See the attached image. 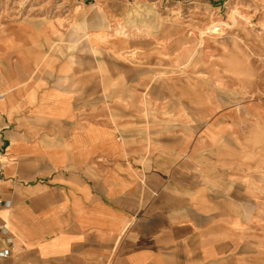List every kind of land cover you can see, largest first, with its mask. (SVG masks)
I'll list each match as a JSON object with an SVG mask.
<instances>
[{
    "label": "crops",
    "instance_id": "obj_1",
    "mask_svg": "<svg viewBox=\"0 0 264 264\" xmlns=\"http://www.w3.org/2000/svg\"><path fill=\"white\" fill-rule=\"evenodd\" d=\"M80 2L75 19L3 40L0 264H239L250 196L223 154L228 127L157 113L178 120L154 129L117 108L138 102L117 94L137 80L121 56L147 58L169 31L133 26L144 3Z\"/></svg>",
    "mask_w": 264,
    "mask_h": 264
},
{
    "label": "rangeland",
    "instance_id": "obj_2",
    "mask_svg": "<svg viewBox=\"0 0 264 264\" xmlns=\"http://www.w3.org/2000/svg\"><path fill=\"white\" fill-rule=\"evenodd\" d=\"M80 1L0 0V57L7 35L17 44L21 32L75 19ZM128 1L131 8L141 10L139 3H144L147 9V17L140 16L133 26L138 24L150 35L166 25L170 39L147 58L121 56L138 69L132 72L137 80L117 94L137 95L138 102L117 101V108L136 106L138 113H144L138 124L150 121L154 129L178 120L157 113H185L180 120L186 124L200 120L189 118V113H218L217 123L228 127L220 139L223 154L234 160L244 192L250 196L249 225L244 226L242 239L244 258L239 264H264V0ZM231 9L248 19L235 16L234 24ZM216 21L228 25L206 33L199 46L200 31ZM46 41L49 48L58 46V39ZM142 97L147 102H140Z\"/></svg>",
    "mask_w": 264,
    "mask_h": 264
},
{
    "label": "bare ground",
    "instance_id": "obj_3",
    "mask_svg": "<svg viewBox=\"0 0 264 264\" xmlns=\"http://www.w3.org/2000/svg\"><path fill=\"white\" fill-rule=\"evenodd\" d=\"M235 16L239 17V18H242V19H245L247 20L248 17H246L245 15H243L242 13H240L237 9H231L230 10V13H229V18L232 19L233 23L235 24L237 22V20L235 19ZM218 25H228L226 24L224 21H216V22H213L211 23L210 25H207L203 30L200 31L199 33V39L198 41L200 42L199 46L202 44V41L204 40L203 37L205 36V34H211V33H214V32H217L218 31ZM29 27V26H28ZM24 29V28H23ZM198 35V34H197ZM198 46V47H199ZM196 51V50H195ZM194 53V52H193ZM193 55V54H192ZM191 57V56H190ZM191 60V59H190ZM188 64V63H187ZM186 64V65H187ZM232 195V194H231Z\"/></svg>",
    "mask_w": 264,
    "mask_h": 264
},
{
    "label": "built area",
    "instance_id": "obj_4",
    "mask_svg": "<svg viewBox=\"0 0 264 264\" xmlns=\"http://www.w3.org/2000/svg\"><path fill=\"white\" fill-rule=\"evenodd\" d=\"M1 172V167H0ZM3 203L2 199H0V204ZM3 230V227L0 226V231ZM9 255V248L8 247H0V259L5 258Z\"/></svg>",
    "mask_w": 264,
    "mask_h": 264
}]
</instances>
